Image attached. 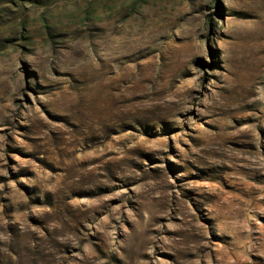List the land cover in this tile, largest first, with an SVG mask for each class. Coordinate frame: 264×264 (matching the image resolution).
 <instances>
[{
  "label": "rangeland",
  "instance_id": "374dc122",
  "mask_svg": "<svg viewBox=\"0 0 264 264\" xmlns=\"http://www.w3.org/2000/svg\"><path fill=\"white\" fill-rule=\"evenodd\" d=\"M0 264H264V0H0Z\"/></svg>",
  "mask_w": 264,
  "mask_h": 264
}]
</instances>
